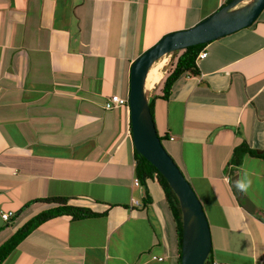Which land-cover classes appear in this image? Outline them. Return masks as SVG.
<instances>
[{"label": "crops", "instance_id": "0c3cea01", "mask_svg": "<svg viewBox=\"0 0 264 264\" xmlns=\"http://www.w3.org/2000/svg\"><path fill=\"white\" fill-rule=\"evenodd\" d=\"M225 1L0 0V244L52 206L44 197L106 211L45 221L1 264H177L176 223L162 187L147 179L145 204L144 188L134 184L130 111L104 104L127 96L141 53ZM259 16L207 43L199 74L153 104L156 130L169 137V154L207 212L220 262L264 264V158L230 161L239 144L264 150ZM164 60L149 70L161 75L148 100L161 95ZM4 212L14 217L4 220Z\"/></svg>", "mask_w": 264, "mask_h": 264}, {"label": "water", "instance_id": "95a60500", "mask_svg": "<svg viewBox=\"0 0 264 264\" xmlns=\"http://www.w3.org/2000/svg\"><path fill=\"white\" fill-rule=\"evenodd\" d=\"M244 1L230 0L195 25L163 35L130 67L128 103L133 146L167 179L179 200L183 222L180 264H205L212 248L211 230L194 188L161 143L150 112L145 80L152 65L163 56L250 26L263 11L264 0H251L239 6ZM256 153L264 150L257 149Z\"/></svg>", "mask_w": 264, "mask_h": 264}, {"label": "trees", "instance_id": "16d2710c", "mask_svg": "<svg viewBox=\"0 0 264 264\" xmlns=\"http://www.w3.org/2000/svg\"><path fill=\"white\" fill-rule=\"evenodd\" d=\"M229 1L230 0H226L225 3ZM205 45L206 44L188 46L181 51L178 50L173 52L172 55H174L175 57L173 58L172 69L167 73V75L165 76L162 82L161 95H153L148 101L153 120H154V115H153L154 100L156 98H162L164 100H168L171 97L174 85L180 79L188 75L199 74V69L197 67L196 62L198 60L199 53L203 51ZM126 94H128V92H125L124 95ZM158 136L161 140L162 145L167 150V147L165 146V142L169 140V137L159 133ZM170 139H173V137H170ZM246 154L264 158V153L257 154L256 151L254 149H251L247 144H239L233 149L232 158L230 159L231 163L234 164L235 166L239 165L242 161V158ZM134 160H135L134 176L139 180L140 185L144 188V198H143L144 203L148 204L151 202V196L149 194L148 188L146 187L147 179L150 178L157 179L158 183L160 184V186L164 191L165 203L169 207L173 220L176 223V235H177V246H178L177 264H180L183 222H182V210L180 207L179 200L175 192L172 190L171 186L169 185L167 179L157 170V168L153 164H151L135 149H134ZM174 161L177 163V165L183 172L178 161L176 159H174ZM34 201L36 200H30L28 202V205L30 203H33ZM39 201H44L52 206L43 209L41 212L30 217L20 227H18V229L11 236H9L3 243L0 244V264L13 251L16 250L17 246L26 236H28L32 231H34L36 228H38L42 223H44L47 220L62 215H70L74 220L86 219L90 217H95L97 215H103L106 212L105 211L103 214L102 213L99 214L93 211L92 209H90L89 207L70 204L69 198L65 196H49V197L41 198V200ZM213 260H214L213 248H211L209 257L205 261V264H210Z\"/></svg>", "mask_w": 264, "mask_h": 264}, {"label": "built area", "instance_id": "2783aa9c", "mask_svg": "<svg viewBox=\"0 0 264 264\" xmlns=\"http://www.w3.org/2000/svg\"><path fill=\"white\" fill-rule=\"evenodd\" d=\"M207 55V53L205 51H201L198 55V58H203ZM106 109H113L119 106H126L129 109L128 106V97H121L118 94H112L111 96H109L104 104ZM134 184L135 185H139V180L135 177L134 178ZM136 204H138L139 202L136 200L134 201ZM13 215V212H4L1 214V217L4 220H8L11 216ZM154 258H156L154 256ZM159 260H162L161 257L157 258ZM261 263H264V257L261 259ZM210 264H239V263H227V262H220L217 260H213Z\"/></svg>", "mask_w": 264, "mask_h": 264}, {"label": "rangeland", "instance_id": "374dc122", "mask_svg": "<svg viewBox=\"0 0 264 264\" xmlns=\"http://www.w3.org/2000/svg\"><path fill=\"white\" fill-rule=\"evenodd\" d=\"M249 0H245V2L241 3L240 5H243V4H246V2H248ZM239 5V6H240ZM200 9H201V6H199ZM192 12H194V10H192ZM264 14V11L263 13L260 14V16H262ZM259 16V17H260ZM190 17L189 13H188V18ZM261 18V17H260ZM158 41V40H157ZM179 53V52H178ZM177 53V54H178ZM173 53L171 54H167L165 56H163L162 58H160L158 61H156V63H154L153 65H158V64H161V62L164 60V58H167V61L164 60V65H163V68H162V72L163 74L169 72L171 69H172V64H173V58L175 57L174 55H172ZM152 65V66H153ZM149 74V73H148ZM154 91V88L149 90L148 91V96L149 94H152V92ZM165 146H167V142H165ZM187 179V178H186ZM206 215H207V212H205ZM208 216V215H207ZM212 231H214L213 229V226H212ZM215 239V238H214ZM219 250L222 251L224 254H226L227 256H230L228 253H227V248L225 247L224 244L220 245L219 246ZM231 257V256H230Z\"/></svg>", "mask_w": 264, "mask_h": 264}, {"label": "bare ground", "instance_id": "6f19581e", "mask_svg": "<svg viewBox=\"0 0 264 264\" xmlns=\"http://www.w3.org/2000/svg\"><path fill=\"white\" fill-rule=\"evenodd\" d=\"M160 75L161 74L157 72V69L156 70L154 69V71L149 72L145 80V90L146 91H149L156 85V83L160 80L159 79Z\"/></svg>", "mask_w": 264, "mask_h": 264}, {"label": "clouds", "instance_id": "9594fccd", "mask_svg": "<svg viewBox=\"0 0 264 264\" xmlns=\"http://www.w3.org/2000/svg\"><path fill=\"white\" fill-rule=\"evenodd\" d=\"M111 96V95H110ZM125 97H128V94H127V96H125ZM149 101V100H148ZM128 106H129V103H128ZM109 110V109H108ZM130 111V110H129ZM130 127H131V124H130ZM130 132H131V129H130ZM135 178V177H134ZM140 183V182H139ZM140 185V184H139ZM242 187V186H241ZM11 217H13V215L11 216ZM3 219V218H2Z\"/></svg>", "mask_w": 264, "mask_h": 264}]
</instances>
